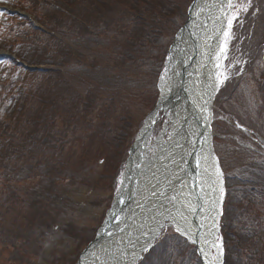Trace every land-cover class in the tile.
<instances>
[{
  "label": "trees",
  "instance_id": "1",
  "mask_svg": "<svg viewBox=\"0 0 264 264\" xmlns=\"http://www.w3.org/2000/svg\"><path fill=\"white\" fill-rule=\"evenodd\" d=\"M189 1H23L33 19L8 25L16 59L0 73V264H74L109 205L137 114L154 104ZM243 165L249 172L225 179L223 221L236 215L246 226L236 237L240 264H264V232L249 229L264 228V158ZM223 231L229 264L235 244L230 252ZM176 241L183 245L168 239L142 263L164 260Z\"/></svg>",
  "mask_w": 264,
  "mask_h": 264
},
{
  "label": "bare ground",
  "instance_id": "2",
  "mask_svg": "<svg viewBox=\"0 0 264 264\" xmlns=\"http://www.w3.org/2000/svg\"><path fill=\"white\" fill-rule=\"evenodd\" d=\"M238 1L240 0H232V3L236 5ZM228 2L229 0H203L194 5L190 24L200 20L204 24L196 45L197 61L192 83L186 81L190 78L188 73L191 69L186 68L181 77L185 82L180 83V78L177 77V73L189 58L187 51L191 52L184 40L190 35L185 33L180 46L187 47L188 50L182 51L179 61L174 53L168 62L160 82L161 97L157 109L162 107L165 98L170 100L178 95L180 98L169 104L171 112L167 113L166 128L163 135L157 136L153 145L150 144L149 132L144 130L153 117L146 120L132 150L133 155L128 159L131 169L138 154L141 153L143 160L147 156L150 159L149 170L138 181V196L134 197L127 213L130 220L126 223L123 235H119V243L115 248H109L114 243L115 239H112L107 244L106 241V245L100 249L102 238H98L82 259L83 264H128L139 249L146 248L168 226L176 228L198 246L204 264H220L221 250L216 238L214 219L212 220V215L217 211L216 195L208 193L209 187L205 182L200 185V199L196 200V189L191 188L188 179L183 180V172L199 121L210 115L209 104L219 85L217 64L222 58L221 48L228 20L235 10V7H227ZM212 3L214 5L206 16L205 12ZM208 120L210 122L211 118ZM149 145L154 148L153 153L150 152ZM127 182L126 178L122 192L127 190ZM198 206L200 210L196 213V220H193L191 210ZM108 250L110 252L107 253Z\"/></svg>",
  "mask_w": 264,
  "mask_h": 264
},
{
  "label": "rangeland",
  "instance_id": "3",
  "mask_svg": "<svg viewBox=\"0 0 264 264\" xmlns=\"http://www.w3.org/2000/svg\"><path fill=\"white\" fill-rule=\"evenodd\" d=\"M242 3L248 4L247 11L239 10L238 6ZM236 6L232 14L236 19L232 20L230 29L227 26L229 37L227 40L225 37L223 42L226 51L222 53L217 72L222 86L230 78H234L228 81L214 100V121L212 120L216 137L214 146L218 155L226 161L229 172L242 171L244 167L239 165L248 156L260 157V147L252 139L251 150L248 148L243 150L237 146L244 142L245 136L235 128L233 121L241 120L243 124L249 125L250 128L256 129L259 135L264 136V125L260 124V116H264V96L258 91L259 83L254 79L260 74L264 64V0H240ZM147 111L148 109H145L137 114L136 121L139 125ZM224 113L228 114L225 120ZM237 136L243 138L242 141H239ZM259 215L260 220L263 221L264 213ZM253 217L259 219L254 214ZM260 230L264 232V228ZM175 244L176 247L183 248L180 251L186 257L189 256L190 262L197 264L195 260L193 261L194 255H189L186 246L178 244L177 241ZM152 262L151 264H155V260ZM156 264H180V255L168 254L164 260L157 261Z\"/></svg>",
  "mask_w": 264,
  "mask_h": 264
},
{
  "label": "water",
  "instance_id": "4",
  "mask_svg": "<svg viewBox=\"0 0 264 264\" xmlns=\"http://www.w3.org/2000/svg\"><path fill=\"white\" fill-rule=\"evenodd\" d=\"M197 0H195L194 2H196ZM194 4V3H193ZM192 4V5H193ZM191 11V10H190ZM189 21L190 20H188V22L184 25V27L182 28V29H180V31L179 32H181V31H183L184 29H186V28H188L189 27ZM191 59H192V57L187 61V63H186V66H188L190 63H191ZM190 62V63H189ZM185 68V66H183L182 67V69H184ZM182 72H184V70H182ZM197 142H198V147H197V151H194L193 152V154H192V157H191V159H190V161H189V163L191 164V169H193L192 168V162L194 163L195 161H200L201 160V157H200V150H201V148H200V143L202 142V134L197 138ZM197 165V164H196ZM198 167H199V165H197ZM147 168H146V166L145 165H142V166H139L138 167V169H136V172H135V174L132 176V178L133 177H142V175H143V172H144V170H146ZM132 186V185H131ZM134 188L135 189H137L138 188V185L136 186H134ZM131 194V192H130V194H129V197L127 198V200L125 201V199H124V201L122 202V204L125 202V203H127L128 201L130 202V201H132V199H134V197H135V195H132ZM125 203L123 204V205H121V206H119V205H113L112 206V215H113V218L115 219V217H119V215H122V212H123V206H125ZM122 217H123V215H122ZM112 224L113 223H115L116 221L114 220V221H110ZM119 226V224L118 223H115V226L114 227H116V229H117V227ZM108 228V225H107V227H106V229ZM103 237H105V233L103 234ZM97 238H98V236H97ZM118 241V239L113 243V248H115V246H116V244H118L119 242H117ZM93 244V243H92ZM92 244H90L84 251H83V253L81 254V256H80V258H79V261H78V263L77 264H83V262H82V259L83 258H85V255L87 254V252H88V249L91 247V245Z\"/></svg>",
  "mask_w": 264,
  "mask_h": 264
},
{
  "label": "snow or ice",
  "instance_id": "5",
  "mask_svg": "<svg viewBox=\"0 0 264 264\" xmlns=\"http://www.w3.org/2000/svg\"><path fill=\"white\" fill-rule=\"evenodd\" d=\"M227 7L230 8V9H232V8H234V7H237V6L234 5V4L232 3V0H229V2H228V4H227ZM238 7H239V10H242V11H247V10H248V4H246V3H242V4H240ZM234 19H236V16H235V15H233V16L228 20V26H229V29L231 28L232 20H234ZM224 35H225L226 40H227V38L229 37V32L226 31V32L224 33ZM225 51H226L225 47L222 46V48H221V52L223 53V52H225ZM145 251H148V249L146 248Z\"/></svg>",
  "mask_w": 264,
  "mask_h": 264
}]
</instances>
